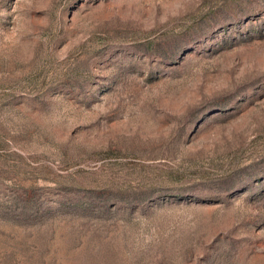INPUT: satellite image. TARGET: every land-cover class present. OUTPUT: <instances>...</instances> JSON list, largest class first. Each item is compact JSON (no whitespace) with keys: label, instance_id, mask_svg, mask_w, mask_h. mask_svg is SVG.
Here are the masks:
<instances>
[{"label":"rangeland","instance_id":"374dc122","mask_svg":"<svg viewBox=\"0 0 264 264\" xmlns=\"http://www.w3.org/2000/svg\"><path fill=\"white\" fill-rule=\"evenodd\" d=\"M0 264H264V0H0Z\"/></svg>","mask_w":264,"mask_h":264}]
</instances>
